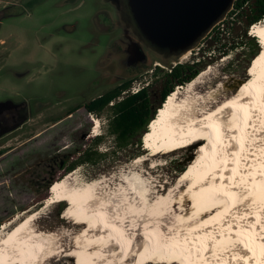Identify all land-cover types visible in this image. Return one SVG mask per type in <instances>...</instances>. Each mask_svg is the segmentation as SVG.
Masks as SVG:
<instances>
[{
  "label": "rangeland",
  "instance_id": "1",
  "mask_svg": "<svg viewBox=\"0 0 264 264\" xmlns=\"http://www.w3.org/2000/svg\"><path fill=\"white\" fill-rule=\"evenodd\" d=\"M114 12L106 0H0V18L10 14L0 25V104L25 99L34 107L30 122L0 139V240L33 215L26 233L43 240L47 249L37 264H75L69 253L85 250L82 233L86 225L69 217L67 202L49 204L50 188L56 182L61 181L67 191L91 188L94 205L107 202L115 216L122 213L129 218L143 209L132 190V183H140L148 190L150 207L166 198L155 209V217L164 216L162 222L169 229L176 227L181 208L190 207V202L185 205L180 201L186 186H177L197 148L152 154L142 142L144 153L135 157L136 147L123 152L109 134L110 113L97 116L83 109L71 113L79 103L114 88L120 82L115 78L118 72H125L126 79H135L132 85L142 87L154 81L156 66L168 70L167 65L173 64V59H160L149 52L146 63L134 69L121 68L124 50L119 49L125 45L119 40L118 29L110 31L115 25ZM261 24L264 20L256 25ZM256 25L248 28V37H254L250 33ZM237 26L236 33L221 35L227 45L225 55L211 42L213 30L191 54L179 59L182 64L200 61L203 67L192 82L176 88L178 102L187 96L200 99L198 105L204 109L197 110L208 112L231 98L238 82L249 78L257 56L251 59L253 45L241 37L245 26ZM155 88L158 98L160 84ZM215 93V100L205 103V98ZM48 103L54 106L45 105ZM98 138L100 144L95 146ZM85 151L98 153L95 163L78 165L72 172L59 167L62 161H77ZM40 163L41 167H34ZM183 215H188L186 210ZM141 240L139 236V243ZM133 258L131 254L127 264L135 263Z\"/></svg>",
  "mask_w": 264,
  "mask_h": 264
},
{
  "label": "bare ground",
  "instance_id": "2",
  "mask_svg": "<svg viewBox=\"0 0 264 264\" xmlns=\"http://www.w3.org/2000/svg\"><path fill=\"white\" fill-rule=\"evenodd\" d=\"M250 35L261 50L231 98L200 113V99L178 102L174 92L143 135V147L152 154L197 148L177 186H186L180 201L190 207L181 208L176 227L155 217L166 198L150 207L140 183H132V190L143 209L130 218L115 216L107 202L94 205L91 188L67 191L61 181L51 186L49 204L67 202L69 217L86 225L85 250L69 253L75 264H127L131 254L132 264H264V25L254 26ZM32 216L0 240V264H37L46 252L43 240L26 233Z\"/></svg>",
  "mask_w": 264,
  "mask_h": 264
},
{
  "label": "water",
  "instance_id": "3",
  "mask_svg": "<svg viewBox=\"0 0 264 264\" xmlns=\"http://www.w3.org/2000/svg\"><path fill=\"white\" fill-rule=\"evenodd\" d=\"M106 1L115 10L114 28L120 31L119 40L126 46L121 68L146 63L149 52L160 59H173L167 68L180 64L179 59L191 54L227 17L235 3V0Z\"/></svg>",
  "mask_w": 264,
  "mask_h": 264
},
{
  "label": "trees",
  "instance_id": "4",
  "mask_svg": "<svg viewBox=\"0 0 264 264\" xmlns=\"http://www.w3.org/2000/svg\"><path fill=\"white\" fill-rule=\"evenodd\" d=\"M224 26V33L214 30V37L211 42L219 45V50L227 47L222 43L226 31L236 33L238 24L245 26L241 33L242 39L251 42L253 53L251 59L260 52L254 37H248V28L264 20V0H235L232 10L228 13ZM239 44V43H238ZM230 48H234L230 43ZM221 52V50H220ZM228 51H223L220 55H225ZM203 65L200 63H180L174 67L160 69L155 67L152 70L154 81L144 87L136 94H124L133 84L135 79L125 81L103 95L94 99L88 110L99 115L104 111L109 115V134L114 136L118 149L123 152L129 151L132 146L136 147L138 157L144 153L142 150L141 137L147 132L149 123L154 119L156 111L161 107L166 99L176 90L178 86H185L192 82L201 72ZM160 84V93L157 98L155 85ZM158 104V105H157ZM98 138L94 145L100 144ZM96 151H85L81 154L74 166L67 170L71 172L79 164L95 163Z\"/></svg>",
  "mask_w": 264,
  "mask_h": 264
},
{
  "label": "flooded vegetation",
  "instance_id": "5",
  "mask_svg": "<svg viewBox=\"0 0 264 264\" xmlns=\"http://www.w3.org/2000/svg\"><path fill=\"white\" fill-rule=\"evenodd\" d=\"M10 7H8L9 9ZM7 9V8H6ZM19 15H21L22 13H18ZM9 13H5L1 18H0V25H1V21L2 19L4 18H7L9 17ZM113 23V22H112ZM110 31H112L114 29V25H111L110 27ZM2 42H0V44H2ZM126 49V47L124 46L121 47L120 46V49L119 51L121 52L122 50ZM144 63H139L133 67H131L132 69L134 68H137L139 67L140 65H142ZM106 75V74H105ZM126 73L125 72H122L119 74V72L117 73V75L115 76L116 80H119L120 82L116 85H121L123 84L125 81L127 80H130L131 78L129 79H126L127 77L125 76ZM105 78V77H104ZM115 86V87H116ZM104 94V93H103ZM101 94V95H103ZM99 95V96H101ZM98 96V97H99ZM97 97V98H98ZM96 99V98H94ZM89 100L88 102L86 101H83L81 103H79L78 105L74 106L72 108V111L71 113H74L76 110H80V109H83L85 110L87 113L91 114V115H95L93 113H91L89 110H88V107L89 105L92 103V101L94 100ZM45 105H52V107L54 106L53 104H45ZM44 106V105H43ZM42 105L37 107V108H41L43 107ZM77 106H80L78 109H75ZM34 109V107H32L29 103L28 100H22L21 102H8L6 104H0V139L20 128H22L24 125H26L28 122L31 121V109ZM82 153H80L81 155ZM68 161V160H66ZM66 161H62L60 164H59V167L62 168L63 170L67 171L69 169V167H72L75 165V162H72L71 164H67ZM58 161L55 162V164L57 163ZM81 165V164H79ZM41 167V163L40 164H37V165H34V167ZM75 170V169H73ZM72 170V171H73ZM71 171V172H72Z\"/></svg>",
  "mask_w": 264,
  "mask_h": 264
},
{
  "label": "built area",
  "instance_id": "6",
  "mask_svg": "<svg viewBox=\"0 0 264 264\" xmlns=\"http://www.w3.org/2000/svg\"><path fill=\"white\" fill-rule=\"evenodd\" d=\"M227 19L225 18L224 19V21H222V23H219L215 28H214V30H216V31H224V26H225V21H226ZM213 31V30H212ZM226 33H229V31H226ZM214 33H213V35L211 36V39L214 37ZM220 50H222V51H225L224 49H220ZM147 86H148V84H147ZM144 87H146V86H140V85H132V87H130L124 94H136V93H138L140 90H142Z\"/></svg>",
  "mask_w": 264,
  "mask_h": 264
}]
</instances>
